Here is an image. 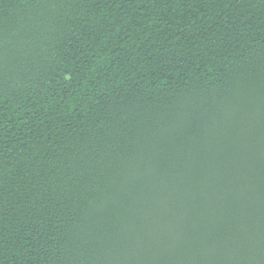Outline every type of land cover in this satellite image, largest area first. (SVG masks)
I'll list each match as a JSON object with an SVG mask.
<instances>
[{
    "label": "trees",
    "instance_id": "1",
    "mask_svg": "<svg viewBox=\"0 0 264 264\" xmlns=\"http://www.w3.org/2000/svg\"><path fill=\"white\" fill-rule=\"evenodd\" d=\"M0 264H264V0H0Z\"/></svg>",
    "mask_w": 264,
    "mask_h": 264
}]
</instances>
